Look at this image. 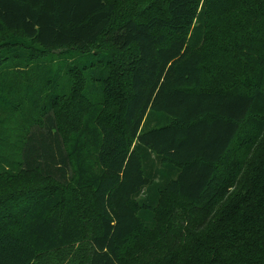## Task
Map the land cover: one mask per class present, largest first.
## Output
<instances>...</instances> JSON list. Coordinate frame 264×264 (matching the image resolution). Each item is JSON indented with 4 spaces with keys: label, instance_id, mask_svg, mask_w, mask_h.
Returning a JSON list of instances; mask_svg holds the SVG:
<instances>
[{
    "label": "trees",
    "instance_id": "1",
    "mask_svg": "<svg viewBox=\"0 0 264 264\" xmlns=\"http://www.w3.org/2000/svg\"><path fill=\"white\" fill-rule=\"evenodd\" d=\"M0 100V264H264V0H0Z\"/></svg>",
    "mask_w": 264,
    "mask_h": 264
},
{
    "label": "rangeland",
    "instance_id": "2",
    "mask_svg": "<svg viewBox=\"0 0 264 264\" xmlns=\"http://www.w3.org/2000/svg\"><path fill=\"white\" fill-rule=\"evenodd\" d=\"M3 42H4L3 46H6L8 50H11V49L17 48V46H22L24 39H22L21 37L19 38L17 35H7L5 36ZM87 57L88 58H86L85 61L89 62L91 65H92V62L101 60L100 65H96V67L99 68L98 71L109 70V71H112V74L116 76L120 72L119 65L124 62H128L131 58V54L128 53L127 55L120 56L119 53L116 50L111 49L109 45H106L105 43L100 42L97 46L91 47L89 49V54ZM69 59H70L69 61L74 60V59L71 60V58ZM77 61H81V58L77 59ZM15 79L16 77L13 76L11 80L13 81ZM122 81L124 82L123 78H122ZM22 91L24 90L22 89ZM10 100H11V96H10ZM1 103L2 102L0 100V104Z\"/></svg>",
    "mask_w": 264,
    "mask_h": 264
}]
</instances>
